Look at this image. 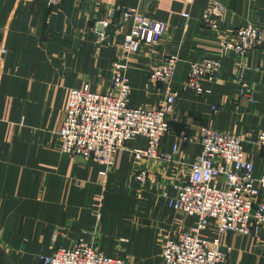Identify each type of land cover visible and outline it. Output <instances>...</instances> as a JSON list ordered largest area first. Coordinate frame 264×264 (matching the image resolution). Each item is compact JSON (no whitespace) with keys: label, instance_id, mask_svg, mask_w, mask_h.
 I'll use <instances>...</instances> for the list:
<instances>
[{"label":"crops","instance_id":"0c3cea01","mask_svg":"<svg viewBox=\"0 0 264 264\" xmlns=\"http://www.w3.org/2000/svg\"><path fill=\"white\" fill-rule=\"evenodd\" d=\"M215 4L224 9L215 17L218 31L201 22ZM116 8L139 9L168 29L158 45L127 56L122 44L131 23L117 13L108 28L99 25ZM249 23L264 30V0H64L52 8L43 0H0V264H39L41 255L79 241L124 264H164V243L195 222L165 197L189 180L203 128L244 136L254 176H264V151L251 135L264 131V46L244 56L229 53L205 94L183 90L190 66L217 58L219 42L235 40L236 29ZM170 57L179 60L170 86L178 98L160 148L170 160L137 161L135 151L148 148L139 138L115 153L103 176V165L61 152L72 90L109 91L114 63L125 61L129 107H166L168 86L147 84L150 68ZM240 74L250 99L242 96ZM140 169L149 173L144 186L135 180ZM203 234L231 250L230 264H264V227L259 235H220L212 225Z\"/></svg>","mask_w":264,"mask_h":264},{"label":"built area","instance_id":"2783aa9c","mask_svg":"<svg viewBox=\"0 0 264 264\" xmlns=\"http://www.w3.org/2000/svg\"><path fill=\"white\" fill-rule=\"evenodd\" d=\"M48 7H60L64 0H43ZM100 1V0H95ZM195 0H184L192 5ZM131 23L125 35L122 50L127 56L138 55L144 47L159 44L168 29L165 22L147 18L139 9H115L109 11L108 19L99 22L101 28L110 26L116 14ZM189 19L190 14L183 15ZM224 9L213 5L203 14L202 24L218 31L215 17L222 18ZM104 35V32L100 33ZM235 40L220 41L218 57L206 58L193 63L183 90H191L197 95L207 91L205 84L216 81L222 71L224 58L229 53L240 56L264 46V30L254 24L236 29ZM5 53V51H4ZM179 60L170 57L153 65L149 71L147 87L156 84L168 86L166 107L130 108L128 99L131 87L128 78L129 65L116 61L113 66L112 88L105 93L93 92L89 88L74 89L70 93L68 109L59 131L60 150L63 154L96 162L107 171L113 163L115 153L128 142L139 138L148 142L145 151L136 150L137 161L143 159H166L159 151L165 137L170 133L169 114L173 111L178 94L170 89L176 79ZM242 96L251 97L252 89L243 82ZM253 102L254 100L251 99ZM217 110L216 107L213 108ZM252 141L257 150L264 151V131H253ZM245 137L232 133H221L210 128L201 131L202 152L191 166L189 180L175 185V194L166 195L170 208L195 219L191 230L168 239L162 250L164 264H230V249H224L216 238L203 233L212 225L218 234L237 233L259 235L264 227V194L257 183L264 186V176H254V164L245 157ZM177 150V147H175ZM222 177L223 184L217 180ZM135 180L142 186L149 180V173L140 169ZM39 264H124L117 257H110L93 245L79 241L71 248H62L52 255H41Z\"/></svg>","mask_w":264,"mask_h":264},{"label":"rangeland","instance_id":"374dc122","mask_svg":"<svg viewBox=\"0 0 264 264\" xmlns=\"http://www.w3.org/2000/svg\"><path fill=\"white\" fill-rule=\"evenodd\" d=\"M99 93V92H98ZM105 93V92H104ZM233 134V133H232ZM236 135V134H235ZM160 148H161V145H160ZM159 151H160V149H159ZM161 152V151H160ZM152 160H155V159H152ZM188 217V216H187ZM191 230H193V229H190L189 231L191 232ZM188 232V231H187ZM193 232H194V230H193ZM184 233H186V232H184ZM195 233V232H194ZM183 234V233H182ZM181 235V234H180ZM205 235V234H204Z\"/></svg>","mask_w":264,"mask_h":264},{"label":"water","instance_id":"95a60500","mask_svg":"<svg viewBox=\"0 0 264 264\" xmlns=\"http://www.w3.org/2000/svg\"><path fill=\"white\" fill-rule=\"evenodd\" d=\"M100 29V28H99Z\"/></svg>","mask_w":264,"mask_h":264}]
</instances>
